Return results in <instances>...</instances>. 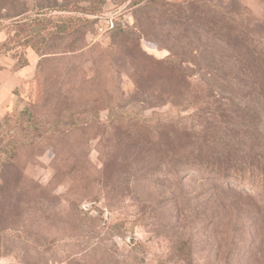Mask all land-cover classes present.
I'll return each instance as SVG.
<instances>
[{
  "label": "rangeland",
  "instance_id": "rangeland-1",
  "mask_svg": "<svg viewBox=\"0 0 264 264\" xmlns=\"http://www.w3.org/2000/svg\"><path fill=\"white\" fill-rule=\"evenodd\" d=\"M132 1L0 0V264H264V0Z\"/></svg>",
  "mask_w": 264,
  "mask_h": 264
},
{
  "label": "trees",
  "instance_id": "trees-1",
  "mask_svg": "<svg viewBox=\"0 0 264 264\" xmlns=\"http://www.w3.org/2000/svg\"><path fill=\"white\" fill-rule=\"evenodd\" d=\"M139 1H142V0H133L130 4L133 3V5H136ZM157 1H160V0H148L149 3L147 2L145 4V6H149L150 3H155ZM18 15H20V13L16 14L15 16H18ZM24 19L27 20V18H24ZM46 19H48V18L36 17V18L30 19L32 25L29 28V33L25 36L26 44L28 46H31V47L37 49V51H39L40 54H44L43 49L45 48V45L48 42L49 33H51L53 35L55 33H60L59 32L60 30L56 29L54 26L49 30L47 27V24H48L47 22L43 23V25H40L41 22H43ZM26 20L19 19V21H20L19 23L26 22ZM114 27H115V25H114ZM116 27H118V25ZM46 30H47V33L44 34V31H46ZM36 37H39L38 40L40 41V45H36V40H37ZM7 45H8V42L2 43V46H7ZM41 47L43 49H41ZM29 63H30L29 59L25 57L24 62H22L18 67H19V69H21V68L25 67L26 65H28ZM11 119H12V115H7L3 120H1V122H0V135L2 134L5 127L9 124Z\"/></svg>",
  "mask_w": 264,
  "mask_h": 264
},
{
  "label": "crops",
  "instance_id": "crops-1",
  "mask_svg": "<svg viewBox=\"0 0 264 264\" xmlns=\"http://www.w3.org/2000/svg\"><path fill=\"white\" fill-rule=\"evenodd\" d=\"M32 63L33 61L30 58V63L18 71H15L11 77H6V75L0 77V122L6 113V108L4 107H7V103L4 99L6 94L22 80L32 76L34 72Z\"/></svg>",
  "mask_w": 264,
  "mask_h": 264
},
{
  "label": "built area",
  "instance_id": "built-area-1",
  "mask_svg": "<svg viewBox=\"0 0 264 264\" xmlns=\"http://www.w3.org/2000/svg\"><path fill=\"white\" fill-rule=\"evenodd\" d=\"M111 24L113 25V27H114V22L111 20ZM101 30H103V28L101 27L100 28Z\"/></svg>",
  "mask_w": 264,
  "mask_h": 264
}]
</instances>
